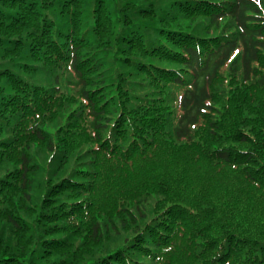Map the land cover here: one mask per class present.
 <instances>
[{
    "label": "trees",
    "instance_id": "obj_1",
    "mask_svg": "<svg viewBox=\"0 0 264 264\" xmlns=\"http://www.w3.org/2000/svg\"><path fill=\"white\" fill-rule=\"evenodd\" d=\"M0 264H264V0H0Z\"/></svg>",
    "mask_w": 264,
    "mask_h": 264
}]
</instances>
